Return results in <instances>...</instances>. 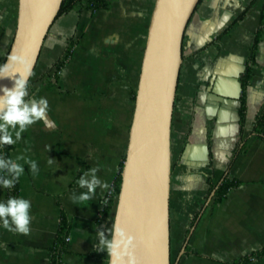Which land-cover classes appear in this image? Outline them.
<instances>
[{"label":"crops","instance_id":"1","mask_svg":"<svg viewBox=\"0 0 264 264\" xmlns=\"http://www.w3.org/2000/svg\"><path fill=\"white\" fill-rule=\"evenodd\" d=\"M105 1L108 9L61 16L44 44L25 99L48 100V126H28L10 155L24 167L18 188L19 197L31 200L30 233L0 227V264H52L64 212L70 231L62 263L109 264L96 242L112 221L98 220L126 159L156 0ZM18 7L19 0H0V65L14 40ZM73 36L79 44L56 73ZM183 57L172 125V264L244 258L264 264V128L255 129L264 112V0H203ZM18 156L35 161L37 174ZM94 167L109 187L97 188L86 204L73 203L74 194L86 191L78 179ZM226 179L239 186L215 204ZM7 193L0 188V201Z\"/></svg>","mask_w":264,"mask_h":264},{"label":"water","instance_id":"2","mask_svg":"<svg viewBox=\"0 0 264 264\" xmlns=\"http://www.w3.org/2000/svg\"><path fill=\"white\" fill-rule=\"evenodd\" d=\"M63 1L19 0L9 51L15 62L5 74L28 77L29 84ZM200 2L155 3L114 216L131 240L125 264H172V125L184 62V38ZM14 82V78H0V89L11 88Z\"/></svg>","mask_w":264,"mask_h":264},{"label":"clouds","instance_id":"3","mask_svg":"<svg viewBox=\"0 0 264 264\" xmlns=\"http://www.w3.org/2000/svg\"><path fill=\"white\" fill-rule=\"evenodd\" d=\"M15 62L14 54H9L7 62L0 65V78H14L13 87L0 89V147L13 145L22 139L28 126L37 121H44L48 126V100L28 99V77L20 79L15 73L5 74L11 64ZM16 160H25L33 175L37 174L38 166L35 161L18 156ZM55 161L50 158L48 164ZM98 168H91L77 181L78 186L86 191L72 196L73 203L86 204L96 195L97 188L107 189L109 185L97 176ZM24 173L22 164L0 155V188L12 189L18 183ZM31 200L23 197H10L6 201H0V227L16 234L28 235L31 223ZM97 231V250L107 252L109 264H125V256L131 245L125 230L115 221L111 229Z\"/></svg>","mask_w":264,"mask_h":264},{"label":"trees","instance_id":"4","mask_svg":"<svg viewBox=\"0 0 264 264\" xmlns=\"http://www.w3.org/2000/svg\"><path fill=\"white\" fill-rule=\"evenodd\" d=\"M203 0H201L202 2ZM200 2V4H201ZM199 4V5H200ZM110 3L105 1V0H64L61 6L60 14L57 18V20L66 14H69L71 12H78V13H83V12H94L98 9H108ZM79 44V38L76 36L70 37L67 40L66 44V49L63 54V57L61 60L57 63V72L60 70L61 67L64 66L65 62L71 57L75 47ZM35 74V72H34ZM34 74L28 84L30 85ZM57 75V74H56ZM251 74L250 72H247L246 75L243 77V88L247 87L249 81H250ZM139 81V80H138ZM138 86V84H137ZM136 93H137V88L133 92V99L134 101L136 100ZM243 109L246 108L245 102L243 103ZM263 128H264V112L258 117L255 129L258 133H263ZM14 149V144L13 145H4L0 147V155L4 156L5 158L11 159L10 155L11 152ZM123 161L120 166V171L119 174L117 175L115 179V187L114 191L112 192V195L107 197L106 200L102 201V206H101V216L98 220L99 223H106L107 221L111 220L112 223L114 221V216H115V211L117 207V200L120 194V189H121V182H122V170L124 166ZM239 186V182L226 179L225 182L217 189L216 195H215V204L220 203L229 193V191L233 188H237ZM7 199L10 197H19V188H18V183L15 185L14 188L12 189H7ZM6 199V200H7ZM69 231H70V222L68 220V217L66 213L64 212L62 214V219H61V227L59 231V235L57 238V243L52 250V264H63L62 263V254L64 252V249L68 246V236H69ZM251 258H244L240 261H237L233 264H249Z\"/></svg>","mask_w":264,"mask_h":264},{"label":"built area","instance_id":"5","mask_svg":"<svg viewBox=\"0 0 264 264\" xmlns=\"http://www.w3.org/2000/svg\"><path fill=\"white\" fill-rule=\"evenodd\" d=\"M114 187H115V181L108 188L107 192L105 193V196H104V199L103 200H106L107 197H109V196L112 195V192L114 191ZM68 241H69V239H68Z\"/></svg>","mask_w":264,"mask_h":264}]
</instances>
